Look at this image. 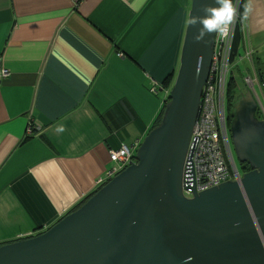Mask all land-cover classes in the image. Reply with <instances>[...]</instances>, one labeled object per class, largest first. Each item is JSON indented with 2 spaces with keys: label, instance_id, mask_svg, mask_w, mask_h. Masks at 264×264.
<instances>
[{
  "label": "crops",
  "instance_id": "0c3cea01",
  "mask_svg": "<svg viewBox=\"0 0 264 264\" xmlns=\"http://www.w3.org/2000/svg\"><path fill=\"white\" fill-rule=\"evenodd\" d=\"M190 8L0 0V246L54 226L98 191L115 165L110 151L141 145L168 102L163 81L180 66L178 40L168 64L170 28ZM241 24L245 48L263 57L264 0H252Z\"/></svg>",
  "mask_w": 264,
  "mask_h": 264
},
{
  "label": "water",
  "instance_id": "95a60500",
  "mask_svg": "<svg viewBox=\"0 0 264 264\" xmlns=\"http://www.w3.org/2000/svg\"><path fill=\"white\" fill-rule=\"evenodd\" d=\"M191 0V15H203ZM187 25L180 66L160 123L129 166L47 231L0 246V264H264V122L249 92L233 106L230 133L241 183L183 193L217 34L195 43Z\"/></svg>",
  "mask_w": 264,
  "mask_h": 264
},
{
  "label": "built area",
  "instance_id": "2783aa9c",
  "mask_svg": "<svg viewBox=\"0 0 264 264\" xmlns=\"http://www.w3.org/2000/svg\"><path fill=\"white\" fill-rule=\"evenodd\" d=\"M242 0L233 2L236 8L234 23L225 36H216L215 50L207 83L203 89L201 106L194 126L190 150L183 171V193L193 197V190L198 193L219 187L227 182L241 183L243 173L239 170L232 145L228 106L226 96L230 61L237 27L240 24V6ZM247 55L252 51L247 48ZM0 73L8 76V71L0 65ZM245 84L256 100L257 115L264 122V89L255 74L247 77ZM138 146H123L117 151H110V161L115 165L106 172L105 177L97 181L98 189L106 185L129 166L136 164Z\"/></svg>",
  "mask_w": 264,
  "mask_h": 264
},
{
  "label": "trees",
  "instance_id": "16d2710c",
  "mask_svg": "<svg viewBox=\"0 0 264 264\" xmlns=\"http://www.w3.org/2000/svg\"><path fill=\"white\" fill-rule=\"evenodd\" d=\"M235 0H232V3ZM247 3V0H242L241 2V6H240V17H241V21L239 26L237 27L236 30V34H235V39H234V43H233V54L231 57V61H230V72H229V76H228V80H227V86H226V96H227V106H228V118H229V125H231V121H232V112H233V106L234 104L237 102V100L239 99V97L243 94L240 92L239 90V80L238 77L239 75H241V70L240 65L241 63L245 60V59H249L251 58V62L253 64V66L251 67L250 71L253 75V71L255 72V74L258 76L262 87L264 89V63L262 62V60L259 58V56L257 57V63H255L254 61V51L252 49H250L252 51L251 57H249L246 53L247 49L244 46V41H243V36H242V28H241V23H242V19L244 18V5ZM187 17L185 16L184 12H180L178 18L175 19L174 24H172L171 28H170V35H169V53H171V55L169 56L170 62L168 63L169 65L171 64V61L176 60L177 55L175 54V46H176V41L178 40L179 45V55H181V50H182V44H183V36H184V26H183V22L187 21ZM245 48V49H244ZM168 49V48H167ZM250 77V76H249ZM252 77V76H251ZM176 79V75H169L168 77H166V79H164L163 81V85L170 88L171 86L173 87L174 82ZM246 79V77H245ZM245 79L243 82H245ZM164 112V110H163ZM163 112L161 114V117L157 120L156 126L160 123ZM250 169H245V171H249ZM87 201V200H86ZM85 201V202H86ZM85 202H83L82 204H80L76 210L78 208H80ZM75 211V210H74Z\"/></svg>",
  "mask_w": 264,
  "mask_h": 264
},
{
  "label": "clouds",
  "instance_id": "9594fccd",
  "mask_svg": "<svg viewBox=\"0 0 264 264\" xmlns=\"http://www.w3.org/2000/svg\"><path fill=\"white\" fill-rule=\"evenodd\" d=\"M214 2L216 6L203 3L200 8L203 15H191L186 21L188 26L198 28V33L193 37L195 43L205 42V37L214 33L225 36L234 23L236 8L232 0H214ZM251 11L252 0H248V3L244 5L243 15L245 19ZM58 131L62 132L64 129L61 127Z\"/></svg>",
  "mask_w": 264,
  "mask_h": 264
},
{
  "label": "rangeland",
  "instance_id": "374dc122",
  "mask_svg": "<svg viewBox=\"0 0 264 264\" xmlns=\"http://www.w3.org/2000/svg\"><path fill=\"white\" fill-rule=\"evenodd\" d=\"M257 57H258V53H255V55H254V61H255V63H257ZM259 57L262 59V62L264 63V52H263V57L261 56V53H260V55H259ZM253 66V64H252V62H251V58H247V59H245L242 63H241V65H240V70H241V75H239V77H238V80H239V90H240V92L241 93H243V94H247V93H249V88L246 86V84H245V82H243L244 81V79H245V77L247 76V77H251L252 76V73H251V71H250V69H251V67ZM252 70V69H251ZM246 77V78H247ZM254 77V76H253ZM234 156H235V160H236V163H237V166H238V168H239V162H238V160H237V157H236V154H235V152H234ZM240 169V168H239ZM242 172V171H241ZM99 190V189H98ZM97 192V191H96ZM95 192V193H96ZM94 193V194H95ZM93 194V195H94Z\"/></svg>",
  "mask_w": 264,
  "mask_h": 264
},
{
  "label": "flooded vegetation",
  "instance_id": "af4514ba",
  "mask_svg": "<svg viewBox=\"0 0 264 264\" xmlns=\"http://www.w3.org/2000/svg\"><path fill=\"white\" fill-rule=\"evenodd\" d=\"M240 166H239V170H241L242 172H245V169H249V167H248V165L247 164H239Z\"/></svg>",
  "mask_w": 264,
  "mask_h": 264
}]
</instances>
